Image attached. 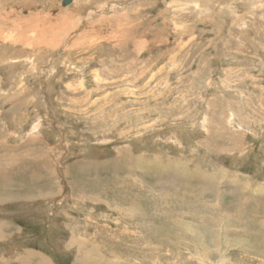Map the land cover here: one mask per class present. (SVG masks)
I'll use <instances>...</instances> for the list:
<instances>
[{"label": "rangeland", "instance_id": "obj_1", "mask_svg": "<svg viewBox=\"0 0 264 264\" xmlns=\"http://www.w3.org/2000/svg\"><path fill=\"white\" fill-rule=\"evenodd\" d=\"M74 2L0 0V264H264V0Z\"/></svg>", "mask_w": 264, "mask_h": 264}, {"label": "bare ground", "instance_id": "obj_2", "mask_svg": "<svg viewBox=\"0 0 264 264\" xmlns=\"http://www.w3.org/2000/svg\"><path fill=\"white\" fill-rule=\"evenodd\" d=\"M23 1V0H22ZM58 1H60L61 2V0H58ZM97 0H75V2H74V5L72 6V8L73 9H75L73 12L71 11V12H65V13H63L62 14V16H64V17H66L64 20H62L59 16V20L57 21V19H58V17L56 18V25H54L55 27L57 26H60L61 24H64L65 23V26H63L64 28H65V30L66 31H68V32H65V30H64V34L63 35H65V36H68L69 34H70V31H72L73 30V32H74V30L76 31V30H78V29H80V27L81 28H83V27H87L88 29L89 28H91L92 30H95V29H98V28H101V27H103V25H104V23H108V24H110V25H112V19H107V18H105L106 20H105V22H104V20H103V18L104 17H102V19H101V17L100 18H95V20H93V21H89V22H87L86 24H82V23H84L85 21L83 20L82 21V14H83V11H84V9L86 8V7H90V5H92V4H94L95 2H96ZM72 3V1L69 3V4H67V5H63L64 4V0H62V5L63 6H68V5H70ZM71 9V8H70ZM98 10V9H97ZM94 12V11H93ZM41 13V12H40ZM67 13V14H66ZM38 17V16H37ZM50 18L49 19H51V16H49ZM32 19H34L33 17L32 18H30V19H28V20H26L27 22L25 23L24 22V24H23V27L24 28H26L28 31L27 32H31V31H33L34 33H35V38L36 39H34V41H32L31 42V45L34 43V42H40L39 40L41 39V40H46V39H48V37H49V34L50 33H52L53 32V30H50V29H52L53 27L52 26H48V27H45L44 29L42 28V31H41V29L38 27V23H37V26L35 25H33V23H32ZM47 19L48 18H46V21H47ZM48 19V20H49ZM128 19V18H127ZM36 21H38L37 19H35ZM41 20V19H40ZM39 20V21H40ZM52 20V19H51ZM88 20V19H87ZM50 22V21H49ZM64 22V23H63ZM110 22V23H109ZM2 24V23H1ZM11 25V24H10ZM2 26V25H1ZM133 26V25H132ZM125 27V26H124ZM167 27V26H166ZM23 28V29H24ZM129 28H131L132 30H133V28L132 27H130L129 26ZM36 29H37V31H36ZM55 29V28H54ZM59 29H60V27H59ZM29 30H31V31H29ZM58 30V29H57ZM62 30V29H61ZM135 30V29H134ZM80 31V30H79ZM82 31V30H81ZM1 32V31H0ZM72 32V33H73ZM88 32L89 31H85V32H82V33H80V34H78L77 36H76V40H81L82 38H83V40H84V37H86V36H88ZM93 32V31H92ZM95 33L94 34H98L99 32H98V30H95L94 31ZM21 33V32H20ZM22 33H24L23 31H22ZM55 34V33H54ZM77 34V33H76ZM61 35V34H60ZM92 35V34H91ZM19 36V35H18ZM57 36V35H56ZM59 36V35H58ZM100 37V36H99ZM55 39V38H54ZM82 41V40H81ZM97 41V40H96ZM134 41V40H133ZM46 42V41H45ZM135 42V41H134ZM99 43V42H98ZM34 45V44H33ZM39 45V44H38ZM41 45V44H40ZM48 45V44H47ZM80 46V45H79ZM93 46V45H92ZM86 48H90V46H86Z\"/></svg>", "mask_w": 264, "mask_h": 264}, {"label": "water", "instance_id": "obj_3", "mask_svg": "<svg viewBox=\"0 0 264 264\" xmlns=\"http://www.w3.org/2000/svg\"><path fill=\"white\" fill-rule=\"evenodd\" d=\"M72 0H64V4L63 5H67L71 2ZM161 2L163 1H169V0H160Z\"/></svg>", "mask_w": 264, "mask_h": 264}]
</instances>
